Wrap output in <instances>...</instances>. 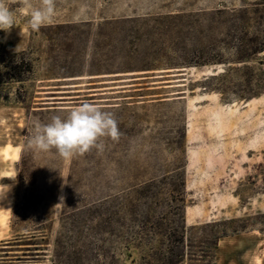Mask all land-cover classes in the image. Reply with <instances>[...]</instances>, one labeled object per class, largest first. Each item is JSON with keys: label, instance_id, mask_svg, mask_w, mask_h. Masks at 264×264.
Here are the masks:
<instances>
[{"label": "rangeland", "instance_id": "obj_1", "mask_svg": "<svg viewBox=\"0 0 264 264\" xmlns=\"http://www.w3.org/2000/svg\"><path fill=\"white\" fill-rule=\"evenodd\" d=\"M8 2L0 264H133L138 252L119 250L112 225L102 233L124 191L149 221L145 252L163 249L164 224L176 227L184 208L186 264H264V51L239 62L264 45V0H56L39 31L21 0ZM85 101L114 115L118 141L70 159L28 145L37 121ZM66 198L82 214L62 229Z\"/></svg>", "mask_w": 264, "mask_h": 264}, {"label": "clouds", "instance_id": "obj_2", "mask_svg": "<svg viewBox=\"0 0 264 264\" xmlns=\"http://www.w3.org/2000/svg\"><path fill=\"white\" fill-rule=\"evenodd\" d=\"M21 2L30 9L28 25L31 30L39 31L42 26L52 23L56 14V0H38V6H34L32 0ZM82 14L83 10L74 16V20L79 22ZM13 27H16L14 12L8 0H0V30L8 34ZM120 136L114 115L85 101L73 108L66 117L54 115L48 123L37 121L29 136L28 145L42 152L54 149L60 157L70 159L92 149L102 151V138L118 141ZM10 190V185L0 183V200L6 198Z\"/></svg>", "mask_w": 264, "mask_h": 264}, {"label": "trees", "instance_id": "obj_3", "mask_svg": "<svg viewBox=\"0 0 264 264\" xmlns=\"http://www.w3.org/2000/svg\"><path fill=\"white\" fill-rule=\"evenodd\" d=\"M246 12V11H245ZM251 54H247L244 58H241L239 62H246L252 59L253 56L264 51V45L260 48L258 46L251 47L249 49ZM247 77L245 80L251 83L252 70L247 67ZM243 72V71H242ZM223 76H228L227 74ZM226 77L212 78V80H224ZM264 89V81L261 82ZM123 195L115 198V206L113 209V214L111 220L106 214H101V222L103 224V235L108 233L107 227L112 225L113 234L116 237V242L119 245V250H124L130 252L129 257H132L131 252L134 250L138 252V259L133 260V264H186L189 259V254L187 251L186 244V225L185 216L183 209L179 213V220L175 222L176 227L172 228V224H164V247L162 249V240L159 241V246L154 249L152 254L145 252L148 249V242L146 240V235L148 232V223L145 213L140 210L142 204L134 203V200L130 198L126 191L122 193ZM71 202L68 198L64 201V207L61 216V227L65 229L68 224V219L70 215L74 218L81 216V208H74L72 211L69 210ZM104 206V205H103ZM264 217V216H262ZM109 219V220H108ZM74 219V222L78 223L79 220ZM109 226V227H110ZM158 231L162 236V222L158 223ZM39 227V226H38ZM214 227V226H210ZM246 229V228H245ZM241 230H233L234 234H239ZM264 233V228L261 230ZM43 230L38 228L34 230V234H42ZM111 233V234H112ZM229 234L219 233L215 236L214 240L211 241L213 245L218 247L219 242L228 238ZM100 241L105 242V239H100ZM217 242V243H216ZM206 257V256H204ZM207 264H211L207 261ZM214 262V261H213ZM81 264V263H80ZM118 264H122L118 262Z\"/></svg>", "mask_w": 264, "mask_h": 264}, {"label": "bare ground", "instance_id": "obj_4", "mask_svg": "<svg viewBox=\"0 0 264 264\" xmlns=\"http://www.w3.org/2000/svg\"><path fill=\"white\" fill-rule=\"evenodd\" d=\"M51 104H56V103H51ZM13 147V146H12ZM18 149V148H17ZM3 156L5 159H9L10 157L12 158L11 156V147L10 146H7L3 149V152H2ZM261 236V235H260Z\"/></svg>", "mask_w": 264, "mask_h": 264}, {"label": "crops", "instance_id": "obj_5", "mask_svg": "<svg viewBox=\"0 0 264 264\" xmlns=\"http://www.w3.org/2000/svg\"><path fill=\"white\" fill-rule=\"evenodd\" d=\"M1 177H2V178H9V177H10V174H9V172H6V173L2 174ZM225 239H226V238H225ZM221 241H222V240H221ZM221 241H220V242H221Z\"/></svg>", "mask_w": 264, "mask_h": 264}, {"label": "water", "instance_id": "obj_6", "mask_svg": "<svg viewBox=\"0 0 264 264\" xmlns=\"http://www.w3.org/2000/svg\"><path fill=\"white\" fill-rule=\"evenodd\" d=\"M58 103H64V102H58Z\"/></svg>", "mask_w": 264, "mask_h": 264}]
</instances>
